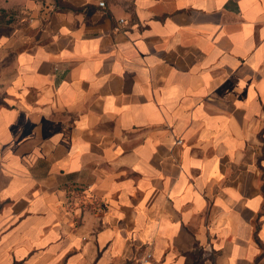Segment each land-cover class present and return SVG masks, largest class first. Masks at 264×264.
I'll use <instances>...</instances> for the list:
<instances>
[{
    "label": "crops",
    "instance_id": "0c3cea01",
    "mask_svg": "<svg viewBox=\"0 0 264 264\" xmlns=\"http://www.w3.org/2000/svg\"><path fill=\"white\" fill-rule=\"evenodd\" d=\"M11 4L0 264H264V0Z\"/></svg>",
    "mask_w": 264,
    "mask_h": 264
},
{
    "label": "rangeland",
    "instance_id": "374dc122",
    "mask_svg": "<svg viewBox=\"0 0 264 264\" xmlns=\"http://www.w3.org/2000/svg\"><path fill=\"white\" fill-rule=\"evenodd\" d=\"M8 2V0H0V14L2 15V17H3V19L4 20H7V19H10L11 18V16L9 15V12H8V14H6V13H3V12H1V9L3 8V5H5V3H7ZM10 11H15L14 9H13V7H12V4L9 6V8H8ZM2 19V18H1ZM1 19H0V22H1ZM16 19H18L17 18V15L15 14V12H14V15H13V17H12V22L14 23V22H16ZM11 22V23H12ZM3 24V23H2ZM3 25H1V23H0V33L2 32V27Z\"/></svg>",
    "mask_w": 264,
    "mask_h": 264
},
{
    "label": "trees",
    "instance_id": "16d2710c",
    "mask_svg": "<svg viewBox=\"0 0 264 264\" xmlns=\"http://www.w3.org/2000/svg\"><path fill=\"white\" fill-rule=\"evenodd\" d=\"M13 7V9L15 10L14 12H15V14L18 16L19 14H20V8L19 7H17V6H12ZM1 12H3V13H6V14H8V12H9V15L11 16V18L10 19H7V20H4L3 19V17H2V15L0 14V19H1V25H3V26H5V25H9V24H11V20H12V17H13V15H14V12L13 11H10L8 8H5V7H3L2 9H1ZM3 23V24H2ZM13 23V22H12Z\"/></svg>",
    "mask_w": 264,
    "mask_h": 264
},
{
    "label": "built area",
    "instance_id": "2783aa9c",
    "mask_svg": "<svg viewBox=\"0 0 264 264\" xmlns=\"http://www.w3.org/2000/svg\"><path fill=\"white\" fill-rule=\"evenodd\" d=\"M103 4H104V2H101V5H103ZM149 257H150V255H149ZM149 257H148V258H149Z\"/></svg>",
    "mask_w": 264,
    "mask_h": 264
}]
</instances>
